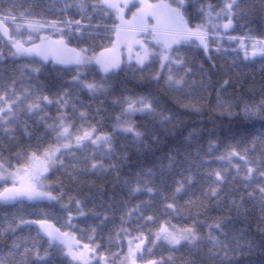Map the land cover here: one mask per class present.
<instances>
[{
	"label": "snow or ice",
	"instance_id": "obj_1",
	"mask_svg": "<svg viewBox=\"0 0 264 264\" xmlns=\"http://www.w3.org/2000/svg\"><path fill=\"white\" fill-rule=\"evenodd\" d=\"M51 7L58 10L55 18L42 14L45 10L38 0H0V46L13 59L24 60L27 71L22 69L21 75L28 77L27 84L19 82L18 86L15 75L0 76V140L14 144L17 149L13 152L9 147L11 155L7 158L0 151V182H3L0 202L13 206L28 202L39 209V214L33 217L17 214L11 221L0 224V238L7 237V233L15 237L9 238L10 246L0 253V264H51L53 252L70 257L77 264H240L238 257L252 252V242L228 230L231 216L209 217V205L214 203L218 208L229 205V212L235 209L237 215L247 216V199L253 209L258 205L260 230L264 232V134L253 139L250 146L244 143L242 149L231 147L219 155L217 158L226 161L227 166L206 171L201 197L189 199L186 207L178 201L187 193L188 185L194 183L191 176L178 182L174 190L166 187L163 180L157 185L151 169L124 178L125 198L110 204L103 213L93 211L92 215L100 224L86 230L87 239L83 242L73 231L76 222L71 209L72 198L65 203L63 190L59 185L54 187L51 181L52 174L61 169L69 180L76 182L86 173L95 175L116 169L115 163L106 167V159H114L115 137L100 132L90 123L89 111L82 104L74 100L70 103L74 92L87 90L94 98L107 94L112 74L124 69L122 59L109 58L106 53L118 47L122 52L126 47L129 69L141 75L159 63V70L149 73L151 79L164 92L184 93L196 81L189 80L192 69L183 50L199 47L209 55L211 43L216 40L219 52V40L226 35L229 40L238 39L228 34L238 17L257 13L264 16V0H260L259 5L224 0L219 10L211 4L201 5V19L195 26L186 16V0L172 3L140 0L139 4L136 0H59ZM129 12L131 19H128ZM239 39L245 59L257 55L264 58V39L255 36ZM245 39L252 41L251 50L245 45ZM73 41L76 46L69 47ZM50 58L61 66L53 71L71 74V82L61 85L62 90L55 98L45 94L31 76L33 72H41L40 61L49 62ZM93 64L103 74L98 82L88 81L81 75L83 69ZM200 83L203 85V81ZM217 103L222 114L233 115V107L240 108L242 103L245 118L264 120V98L258 105H251L243 97L227 102L218 95ZM49 106L56 107L55 117L48 115ZM184 107L199 111L196 105ZM137 112L162 123L172 122L170 115L158 110L154 98H125L121 114L115 118L114 130L131 134L137 142H142L145 133L131 122ZM97 115H100L99 108ZM156 140L159 142L158 137ZM199 155L197 149L195 155L185 153L181 161L177 151L169 155L166 166L161 163L160 167L173 169L187 163L190 172L198 171L205 167L198 160ZM116 182L121 183L119 176ZM74 202L77 214L87 217L89 213L84 211L82 201ZM55 205L68 213V231L51 222L47 209ZM109 211L119 212V225L108 233L105 247L103 238L97 243V234L109 222ZM185 213L192 219L190 225L177 227L172 223L173 217ZM202 223L207 225L206 234L199 228ZM21 226L29 231L36 226L31 243L28 238L16 235ZM44 237L49 248L41 255L39 242ZM157 248H164L168 257L161 254L157 259ZM185 248L187 256L175 255Z\"/></svg>",
	"mask_w": 264,
	"mask_h": 264
},
{
	"label": "trees",
	"instance_id": "obj_2",
	"mask_svg": "<svg viewBox=\"0 0 264 264\" xmlns=\"http://www.w3.org/2000/svg\"><path fill=\"white\" fill-rule=\"evenodd\" d=\"M38 2L45 10L42 14L49 18H55L59 15L58 10L51 7L59 0H38ZM167 2L172 3L173 0H167ZM186 3V16L195 26L201 19L199 13L201 5L206 7L211 4L219 10L224 4V0H186ZM243 3L259 5L260 0H243ZM49 8H51L50 12L47 11ZM77 18L79 17L77 16ZM228 34L238 39L229 40L226 35L219 40V52L216 51L217 42L213 40L209 54L211 59L199 47H186L183 50V55L187 58L192 69L189 73V80L196 81L184 93L164 92L156 85L149 73L154 70L158 71L159 63L155 64L154 69L145 71L143 75L139 71H131L128 67L129 64L123 63L122 68L124 70L112 74L108 81L107 94L99 98L90 96L87 90H83L79 94L73 93L70 103L74 100L78 104H82L84 109L89 111V122L95 124L100 132L111 133L115 137L116 149L114 159H106V167L113 163L116 164V169L111 172L95 175L86 173L79 178V182L69 180L62 169L52 174L51 183L54 187L59 185V189L63 190L65 203H68L70 198L73 200L71 209L74 222H76V228L73 231L81 242L87 239L86 230L88 228L94 224H100L96 216L92 215L93 211L103 213L110 204L125 198L126 190L123 189L122 183L124 178L133 177L151 169L155 173L154 179L157 185L163 180L166 187L174 190L178 182L185 181L191 176L194 183L188 185L187 193L178 201L182 207H186L189 199L201 197L206 183L205 172L227 166L226 161L217 158L219 155L231 147L240 146L242 149L244 143L250 146L253 139H258L264 134V120L256 117L245 118L242 112V103L240 108L233 107V115L231 116L222 114L217 103L218 95L227 102L237 101L243 97V100L251 105H258L264 98V58L244 60L242 53L235 49V44L241 42L239 39L241 37L255 36L264 39V16L257 13L244 18L238 17L233 27L228 30ZM244 42L252 43L250 39H245ZM104 43L111 47L107 40ZM75 46V41L69 45V47ZM80 46L83 47L84 45ZM102 50L98 49V51ZM0 52L3 53L0 55V76L15 75L18 86L19 82L27 84L28 77L21 75L22 69L27 71L24 60L13 59L2 46H0ZM40 64L42 65L41 72L38 74L31 73L33 81L40 85V89L45 94L55 98L56 93L62 90L61 85L71 82V74L53 71V68L61 66L51 62L40 61ZM81 75L86 76L88 81L96 80L98 82L103 74L99 72L97 67L87 66L82 70ZM201 81H203V85H201ZM141 96L154 98L158 110L164 111L165 115H170L172 122L170 124L162 123L142 113L132 115L131 122L133 125L145 133L142 142H137L131 134L115 131L114 124L116 116L121 114L124 99ZM116 101H120V103H116ZM184 105H196L199 107V111L192 107H184ZM97 108L100 109V115H97ZM47 112L51 117L57 115L56 107L49 106ZM69 113H71V107ZM190 136L192 137L191 140L189 139ZM156 137L159 138V142H157ZM24 139L26 142V138ZM34 143L35 141H33ZM189 144L192 146L189 147ZM9 147L13 149V152L17 150L14 144L8 145L4 140H0V151L5 158L11 155L8 151ZM197 149L200 153L198 160L205 165L198 171L193 169L190 172L187 163H184L183 166L178 164L173 169L166 167L161 169V163L167 165L169 155H175L178 151L180 160L183 161L185 153L190 152L195 155ZM255 158L253 157V159ZM12 162L15 163V160L13 159ZM117 176L121 178V183L116 182ZM76 199L82 201L84 211L89 213L87 217L77 214L74 202ZM132 202L136 203L137 201ZM245 207L248 209L247 216L237 215L235 209L229 212V205L218 208L212 203L209 205L208 216H231L232 220L228 224V230L252 242V252L238 257L240 264H264V251H262L264 249V232L260 230L259 207L257 205L253 209L252 204L247 199L245 200ZM47 210L50 220L55 226L62 227L65 231L69 230L67 228L68 213L60 205H55L54 208ZM17 214L30 218L39 214V209L33 208L28 202H25L23 206L0 203V224L11 221L13 216ZM109 216V222L103 225L97 234V243H100L103 238L105 247H107L108 233L119 225V212L112 213L109 211ZM165 219L168 218L165 217ZM172 223L177 227L186 226L192 223V219L185 213L173 217ZM208 223H211L210 219ZM199 228L204 234L207 233L206 224H200ZM32 229L29 231L27 227L21 226L16 235L28 238L29 243H31V237L36 235V227L32 226ZM9 238L15 237L12 233H7V237L0 238V253H4L6 246H10L11 239ZM39 243L41 255H44L45 249L49 248L47 239L44 237ZM156 253L157 259L160 258L161 254L165 258L169 255L164 248H157ZM175 255L187 256L188 251L185 248ZM50 261L51 264H73L66 256L56 252H53Z\"/></svg>",
	"mask_w": 264,
	"mask_h": 264
},
{
	"label": "rangeland",
	"instance_id": "obj_3",
	"mask_svg": "<svg viewBox=\"0 0 264 264\" xmlns=\"http://www.w3.org/2000/svg\"><path fill=\"white\" fill-rule=\"evenodd\" d=\"M140 0H136V3L139 4ZM149 3H160V2H164V3H168L167 0H148ZM132 11H135V9H133ZM128 19H131V12L128 13ZM221 31H224L223 29H221ZM245 43V42H244ZM245 45L249 48V50H251V43H245ZM235 49L239 52L242 53V56L244 58V60H253L255 58H258V57H261L259 55L255 56V57H252V56H249L248 59H245V56H244V51H243V48L241 46V42H237L235 44ZM107 57L109 58H116V59H122L123 63L124 64H129V60H128V50L126 47L123 48V51L121 52L120 48L118 47L116 49V51L114 52H108L105 54ZM51 63L55 64L54 61L51 60L50 58V61ZM132 64L135 65V62L134 60L132 61ZM57 65V64H55ZM89 67H96L94 64L93 65H89ZM135 114H139V112L135 113ZM134 115V114H133ZM3 182H0V184H2ZM11 184V181H9V185ZM2 203V202H0ZM2 204H5V203H2ZM36 227V226H34ZM46 238V237H45ZM47 239V238H46ZM126 250H127V244H126ZM67 257V256H66ZM71 263L73 264H77L76 261H72L70 257H67Z\"/></svg>",
	"mask_w": 264,
	"mask_h": 264
}]
</instances>
